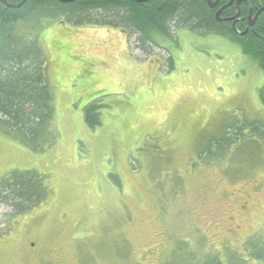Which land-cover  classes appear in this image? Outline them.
<instances>
[{"label": "rangeland", "instance_id": "rangeland-1", "mask_svg": "<svg viewBox=\"0 0 264 264\" xmlns=\"http://www.w3.org/2000/svg\"><path fill=\"white\" fill-rule=\"evenodd\" d=\"M121 30L15 28L39 38L59 137L37 153L0 123V182L35 172L48 193L23 215L0 201V264H264L263 70L218 34L150 30L145 49Z\"/></svg>", "mask_w": 264, "mask_h": 264}, {"label": "trees", "instance_id": "trees-1", "mask_svg": "<svg viewBox=\"0 0 264 264\" xmlns=\"http://www.w3.org/2000/svg\"><path fill=\"white\" fill-rule=\"evenodd\" d=\"M6 1L17 5L24 0ZM209 1L77 0L67 4L60 0H28L21 9L8 8L0 1L1 125L21 145L37 153L53 147L59 137L54 128L53 93L46 78L47 58L38 37L24 40V37L17 36L15 28L21 23L37 24L43 19L65 17L67 23L74 25H111L138 34L145 49V37H149L150 30L166 34L182 29L214 33L233 43L235 38L238 39L243 52L252 55L264 72V0L246 2L261 10L257 27L243 37L232 34L226 23L216 21V9L210 7ZM246 3H243L244 13L249 9ZM85 111L91 127L101 124L96 106L90 105ZM253 126L260 127L258 124ZM46 187L35 172H12L0 182V201L11 206L12 215H23L43 202L48 195ZM205 264L220 262L214 258Z\"/></svg>", "mask_w": 264, "mask_h": 264}, {"label": "flooded vegetation", "instance_id": "flooded-vegetation-1", "mask_svg": "<svg viewBox=\"0 0 264 264\" xmlns=\"http://www.w3.org/2000/svg\"><path fill=\"white\" fill-rule=\"evenodd\" d=\"M247 1L248 0H216V2L218 3V6L215 8L216 21L218 23H226L227 25H229L233 31L232 34L238 37L246 36L247 34H249L250 29H255L258 25V20L260 16V14L258 13L261 9L257 10V8L254 7L252 3H246ZM243 3L248 4L249 9L247 13L243 12ZM262 10L264 9L262 8ZM218 13H221V19L223 20L222 22H219L217 20ZM120 32L122 34H127V31L124 29H122ZM158 33H161L162 35L168 37V39H173L168 33H163L160 30L158 31ZM145 41L150 42L151 46L154 44L158 48L163 49V47L160 46L159 43L153 41V39H151L150 37H145ZM235 42L239 43V40L235 38Z\"/></svg>", "mask_w": 264, "mask_h": 264}, {"label": "water", "instance_id": "water-1", "mask_svg": "<svg viewBox=\"0 0 264 264\" xmlns=\"http://www.w3.org/2000/svg\"><path fill=\"white\" fill-rule=\"evenodd\" d=\"M0 1H2L8 8H11V9H21L25 4H26V2L28 1V0H24L22 3H20V4H17V5H11V4H9L6 0H0ZM62 3H73V2H75V1H77V0H60ZM209 4H210V7L212 8V9H214V8H216L217 6H218V3H212V2H210L209 1ZM217 20L219 21V22H222L223 20L221 19V13H218L217 14Z\"/></svg>", "mask_w": 264, "mask_h": 264}]
</instances>
